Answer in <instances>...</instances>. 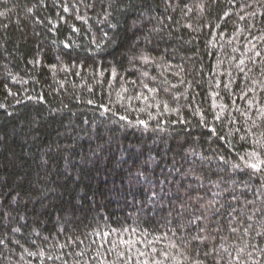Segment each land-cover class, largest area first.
Returning a JSON list of instances; mask_svg holds the SVG:
<instances>
[{"label": "trees", "instance_id": "obj_1", "mask_svg": "<svg viewBox=\"0 0 264 264\" xmlns=\"http://www.w3.org/2000/svg\"><path fill=\"white\" fill-rule=\"evenodd\" d=\"M146 261L264 264V0H0V264Z\"/></svg>", "mask_w": 264, "mask_h": 264}, {"label": "snow or ice", "instance_id": "obj_2", "mask_svg": "<svg viewBox=\"0 0 264 264\" xmlns=\"http://www.w3.org/2000/svg\"><path fill=\"white\" fill-rule=\"evenodd\" d=\"M67 10V9H66ZM257 55H259V53H257ZM141 123H143V121H141ZM250 167H252L253 169L259 171L260 170V165L258 163H253L250 165ZM248 219H251V217H249ZM205 229H201V231H204ZM218 230V229H217ZM238 229L237 228H232L233 232H236ZM245 232H247V229H245ZM193 239H198L200 240L201 243H205V241L207 240V237H204L203 239H201L200 237H194ZM239 252H243V249H239ZM141 255H144L143 253H141ZM204 255L207 257L209 256L208 252H205ZM249 256H251V253H249ZM234 259H238V258H234ZM145 264H147V261L145 262ZM155 264H160V262H155ZM195 264H201L200 261H196ZM216 264H219V261L216 262Z\"/></svg>", "mask_w": 264, "mask_h": 264}]
</instances>
